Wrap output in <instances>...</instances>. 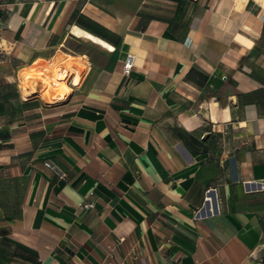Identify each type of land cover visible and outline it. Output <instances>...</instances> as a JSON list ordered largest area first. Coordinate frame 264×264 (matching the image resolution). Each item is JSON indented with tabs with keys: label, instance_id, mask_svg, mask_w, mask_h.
Wrapping results in <instances>:
<instances>
[{
	"label": "crops",
	"instance_id": "1",
	"mask_svg": "<svg viewBox=\"0 0 264 264\" xmlns=\"http://www.w3.org/2000/svg\"><path fill=\"white\" fill-rule=\"evenodd\" d=\"M66 3L0 38L17 60L0 67V264H264V0H113L94 13L107 40L60 28ZM85 34L104 52L69 46ZM71 59L65 98L25 91Z\"/></svg>",
	"mask_w": 264,
	"mask_h": 264
},
{
	"label": "rangeland",
	"instance_id": "2",
	"mask_svg": "<svg viewBox=\"0 0 264 264\" xmlns=\"http://www.w3.org/2000/svg\"><path fill=\"white\" fill-rule=\"evenodd\" d=\"M57 1H59L57 3ZM62 1H67L65 4V8L71 6L72 13L71 15H68L63 21L62 17L60 19V28H63L64 24L69 25H76L75 27H79V24H83L91 29L104 32L108 36H112V31L108 27V21L110 19L107 18H97L94 16V13L99 12H107V9H102L101 6L106 7L109 2H112L113 0H0V38L1 37H10L11 28L13 25L11 24L12 17L17 14L21 13L24 15H27L32 9L36 8L37 5L39 6H49L52 2V5H62ZM86 6V9H85ZM107 8V7H106ZM109 15V14H108ZM47 18H44L41 23L35 25L37 29L40 30V35L38 36V39L42 36L41 34L45 31L49 32L47 30ZM39 21V19H38ZM59 24V23H58ZM57 24V25H58ZM26 25V24H25ZM68 29V28H67ZM71 29V28H70ZM72 31V30H71ZM25 35V34H24ZM86 39L84 38H76L72 37L69 41V46L76 52L80 53H86V54H98V52H104V49L98 45L92 44L89 40H92L93 42L99 44V38L92 36L91 38L85 34L84 35ZM23 37V36H22ZM22 37L20 38L19 44L27 45L30 43L31 36H27V39L23 42ZM103 41V40H102ZM105 42V41H104ZM103 46V45H102ZM105 47V46H103ZM106 48V47H105ZM42 55L35 56L41 57ZM17 60L14 58L9 59V56L3 54L0 50V67L5 66L6 64H15ZM81 64V60H79ZM4 64V65H3ZM62 64V60L55 63L56 65L54 69L57 67L59 68ZM26 65V64H23ZM46 62L42 64V67H44ZM26 71V70H25ZM23 71L22 73H24ZM7 72H4L3 69H0V76L2 74H5ZM21 73V78H22ZM23 79V78H22ZM24 80V79H23ZM32 81L34 83H38L39 86H41V93L43 94L45 91V85L42 83L40 79H30L24 81V89L25 91L28 90L27 88V82ZM47 98V97H45ZM1 110V109H0Z\"/></svg>",
	"mask_w": 264,
	"mask_h": 264
},
{
	"label": "bare ground",
	"instance_id": "3",
	"mask_svg": "<svg viewBox=\"0 0 264 264\" xmlns=\"http://www.w3.org/2000/svg\"><path fill=\"white\" fill-rule=\"evenodd\" d=\"M75 71L81 74L83 68L74 59H71L61 64L59 68L54 69L51 64H47L42 70L25 72L23 79L24 81L40 79L45 85L43 96L49 98V100H61L65 98L64 96L70 90L68 81L74 76L71 75Z\"/></svg>",
	"mask_w": 264,
	"mask_h": 264
},
{
	"label": "built area",
	"instance_id": "4",
	"mask_svg": "<svg viewBox=\"0 0 264 264\" xmlns=\"http://www.w3.org/2000/svg\"><path fill=\"white\" fill-rule=\"evenodd\" d=\"M62 47H63V45H62ZM133 66H134V58L131 56V55H129L128 57H127V59H126V61H125V63H124V66H123V73L125 74V75H129L130 74V72H131V70H132V68H133ZM70 81V80H69ZM69 81H68V83H69ZM214 190H208L206 193H207V195L208 194H210V193H212ZM206 200H210V198H208V197H206L205 198ZM94 207V204L92 203V202H88V203H86L85 205H83V208L84 209H86V210H90V209H92ZM214 212L212 211L211 212V214H213ZM200 214V212H198V215Z\"/></svg>",
	"mask_w": 264,
	"mask_h": 264
},
{
	"label": "trees",
	"instance_id": "5",
	"mask_svg": "<svg viewBox=\"0 0 264 264\" xmlns=\"http://www.w3.org/2000/svg\"><path fill=\"white\" fill-rule=\"evenodd\" d=\"M79 26L82 28V29H85L86 31H89L91 32L92 34L102 38V39H105L107 40L108 39V36L104 33V32H100V31H97V30H94V29H91L83 24H79Z\"/></svg>",
	"mask_w": 264,
	"mask_h": 264
}]
</instances>
